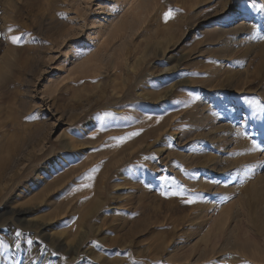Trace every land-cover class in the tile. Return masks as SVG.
<instances>
[{
  "label": "rangeland",
  "instance_id": "obj_1",
  "mask_svg": "<svg viewBox=\"0 0 264 264\" xmlns=\"http://www.w3.org/2000/svg\"><path fill=\"white\" fill-rule=\"evenodd\" d=\"M261 37L259 0H0V264H264Z\"/></svg>",
  "mask_w": 264,
  "mask_h": 264
},
{
  "label": "bare ground",
  "instance_id": "obj_2",
  "mask_svg": "<svg viewBox=\"0 0 264 264\" xmlns=\"http://www.w3.org/2000/svg\"><path fill=\"white\" fill-rule=\"evenodd\" d=\"M261 3H264V1L263 0H259ZM67 15V14H66ZM47 16V15H46ZM118 16V15H117ZM12 17V16H11ZM54 17V16H53ZM233 17V16H232ZM117 17H115V19H116ZM10 19H14L13 17L12 18H10ZM114 19V18H113ZM9 20V19H8ZM6 21L7 23L8 22H10V21ZM54 20V19H53ZM41 21V20H40ZM105 21V20H104ZM123 20H121V19H119V20H117V21H115L114 23H113V21H111V22H109L108 23V26H109V28L107 29V34H109L111 37H113V36H115L116 35V33H118V30L120 29V27H121V22H122ZM2 22H3V20H2ZM53 22V21H52ZM57 22V21H56ZM4 23V22H3ZM102 23V22H101ZM262 24V23H261ZM250 25V24H249ZM249 25H247V23H245V21H241V22H236V23H229V24H226L225 25V27L224 28H221V27H216V26H214V27H212V28H210L209 30H211V31H213V30H215L216 32H215V34H213L214 35V37H215V39H219V37H221L222 39H223V37L222 36H224V35H231L232 36V38H229V39H226L225 40V43H229V42H233V43H235V42H239V38H240V36H241V34H242V32L243 31H245V30H247V28H248V26ZM252 25V24H251ZM254 26V25H253ZM250 27V26H249ZM56 28V27H55ZM100 28V27H99ZM102 28V27H101ZM100 28V29H101ZM252 28V27H251ZM250 28V29H251ZM57 29V28H56ZM50 30V29H49ZM249 31V30H248ZM260 33V32H259ZM247 34H248V32H247ZM259 36H262V35H259ZM213 37V38H214ZM259 38V37H258ZM241 40V39H240ZM245 41V40H244ZM243 41V42H244ZM261 41H263V43H264V39H262V37H261ZM260 41V42H261ZM232 43V44H233ZM262 43V42H261ZM244 46V45H243ZM258 47V46H257ZM242 48V47H241ZM255 48V47H254ZM225 52V51H224ZM231 52V51H230ZM254 53H256V52H254ZM77 54V53H76ZM96 57H95V59L97 60V56L98 55H95ZM232 56H233V53H232ZM243 57V56H242ZM99 59H100V57H99ZM248 59V58H247ZM253 59H254V57H253ZM249 60H251V59H249ZM248 62V61H247ZM251 62V61H250ZM85 65L83 66V67H81V69L82 68H84V67H88L89 65H92V60H87L85 63H84ZM245 64H248V63H244L243 65H241L242 67H244L245 66ZM83 65V64H82ZM249 65V64H248ZM247 65V66H248ZM175 66V65H174ZM80 70V69H79ZM78 70V71H79ZM223 70V69H222ZM248 70V68L246 67V68H243L242 70H241V72H242V74L244 73H246L247 74V72H249V71H247ZM74 71V70H73ZM220 71H221V69H220ZM227 71V70H226ZM232 71V70H231ZM80 72V71H79ZM240 72V73H241ZM226 73V72H225ZM231 73V72H230ZM217 74V73H216ZM222 74V73H221ZM229 74V73H228ZM232 74H233V72H232ZM231 74V75H232ZM249 74V73H248ZM219 76V75H218ZM225 76V75H224ZM229 76H230V74H229ZM226 77V76H225ZM73 78V77H72ZM232 78V77H231ZM226 80V79H225ZM231 80V79H230ZM233 128V127H232ZM231 128V129H232ZM234 129V128H233ZM233 129L232 130H230V131H233ZM210 130V129H209ZM238 131V130H237ZM234 132H235V130H234ZM237 133V132H236ZM237 135V134H236ZM10 145H13V143H11L10 142ZM33 146V145H32ZM13 158L11 159H9L8 161L10 162H12V163H16V162H18V157H14V156H12ZM7 163V162H6ZM5 168V165L2 167V168H0V175L3 177L4 176V169ZM7 168V167H6ZM3 174V175H2ZM261 181V180H260ZM235 186V185H234ZM250 195L252 196V198H253V203L251 204V206L249 205V209H250V213L251 214H253V210H255L256 209V207H263L264 208V188H258L257 187V185H254L252 188H250ZM248 192V191H247ZM225 195V194H224ZM249 196V195H248ZM75 210V209H74ZM32 210L31 209H9V213H12V214H15V215H17V216H20V215H25V214H28L29 212H31ZM14 215V216H15ZM19 219V218H18ZM251 223L253 224V227H257L258 229H259V232H261V231H263V229H264V226L262 225V224H260V225H258V222H257V220H255L254 218H251ZM248 241V240H247ZM231 242H230V239H228V240H225V245H227V244H230ZM246 246V245H245ZM244 246V247H245Z\"/></svg>",
  "mask_w": 264,
  "mask_h": 264
},
{
  "label": "snow or ice",
  "instance_id": "obj_3",
  "mask_svg": "<svg viewBox=\"0 0 264 264\" xmlns=\"http://www.w3.org/2000/svg\"><path fill=\"white\" fill-rule=\"evenodd\" d=\"M172 17H173V11H172V9H169L168 11H166L163 14V18H164L165 21H168ZM10 39H11V41H12L13 44L18 43V37L11 36ZM262 39H264V37H262ZM106 115H108V113H106ZM138 134H139V132H131V133L126 134L125 136L114 137L113 139L116 140V145L115 146H119V144L123 143L126 139H129L130 137L136 136ZM252 145H253V148H259V145L256 143L255 140L252 141ZM96 171H97V168L96 167H93L90 170V172L87 175V179L89 181H91V180L94 179V174L96 173ZM81 187L90 188V187H92V185H91V183H85V184H82ZM161 195H171V196L181 195V196H183V193L182 192H180V193H177V192H168V193H161ZM181 202L184 203V204H193V203H195V199L189 197L187 199H183ZM16 234L18 236L20 235L19 232H17ZM245 264H247L246 261H245Z\"/></svg>",
  "mask_w": 264,
  "mask_h": 264
}]
</instances>
